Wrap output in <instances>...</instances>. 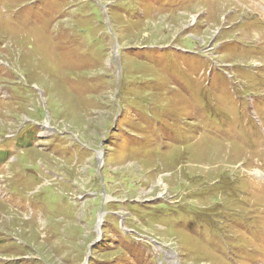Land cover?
I'll list each match as a JSON object with an SVG mask.
<instances>
[{"label":"rangeland","instance_id":"rangeland-1","mask_svg":"<svg viewBox=\"0 0 264 264\" xmlns=\"http://www.w3.org/2000/svg\"><path fill=\"white\" fill-rule=\"evenodd\" d=\"M0 264H264V0H0Z\"/></svg>","mask_w":264,"mask_h":264},{"label":"trees","instance_id":"trees-1","mask_svg":"<svg viewBox=\"0 0 264 264\" xmlns=\"http://www.w3.org/2000/svg\"><path fill=\"white\" fill-rule=\"evenodd\" d=\"M119 94H120V92H119ZM23 135H28V136H31V138L33 137V131L32 130H25L24 132H23ZM22 135V136H23Z\"/></svg>","mask_w":264,"mask_h":264},{"label":"water","instance_id":"water-1","mask_svg":"<svg viewBox=\"0 0 264 264\" xmlns=\"http://www.w3.org/2000/svg\"><path fill=\"white\" fill-rule=\"evenodd\" d=\"M114 53L115 54L118 53L116 45H114ZM101 158H102V156H99L98 163H100V164H101V161H102Z\"/></svg>","mask_w":264,"mask_h":264}]
</instances>
